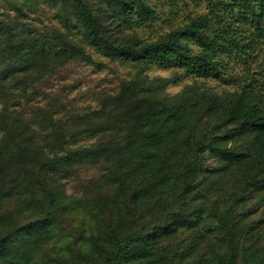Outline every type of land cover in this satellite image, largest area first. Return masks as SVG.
Listing matches in <instances>:
<instances>
[{
    "label": "rangeland",
    "instance_id": "1",
    "mask_svg": "<svg viewBox=\"0 0 264 264\" xmlns=\"http://www.w3.org/2000/svg\"><path fill=\"white\" fill-rule=\"evenodd\" d=\"M86 1L97 8L110 41L135 48L164 37L208 5V0H147L150 15L130 23L111 19L112 10L103 2ZM31 39L46 52L32 63L12 70L3 53L5 45ZM190 46L193 53L200 50L195 43ZM261 47L262 53L248 71L259 79L254 92L264 90V44ZM131 81L135 85L126 92L131 98L146 106L147 100L156 98L169 106L167 112L148 117L144 126L149 131L161 127L160 141L145 139L141 136L143 130H136L134 139L139 150L83 160L55 176L41 175L34 166L27 169L15 161L1 160L2 153L28 137L33 146L48 148L55 141L57 129L66 133L67 148L102 140L111 154L125 146L132 127L143 119L119 118L123 103L113 99ZM215 85L213 80L196 81L182 70L155 62L123 59L93 44L89 28L71 0H0V235L12 233L31 219L47 216V211H57L50 235L31 239L12 236L11 245L22 258L2 264H66L72 256L85 253L93 239L103 236L110 214L123 210L130 216L140 211L130 199L136 190L144 195L159 191L143 208L149 209L158 197L165 212L175 208L173 199L183 189L180 168L185 155L193 152L194 139L205 127L212 133L225 129L220 113L206 111L211 98L218 96L215 88L221 86ZM220 144L249 152L244 141L222 138ZM220 156L208 149L201 152L202 170L195 178L202 186L197 206L201 205L203 215L211 216L206 225L213 223V213L208 210L220 195L232 210L242 213L247 231L236 245L222 236L217 238L213 231L206 239L221 252L229 248L231 258L238 264L243 255L259 264L264 253V190L250 189L240 179L249 174L251 167L262 171L264 165L254 161L234 175L240 180L235 181L224 173L223 168L229 166H224ZM156 178L158 183H151ZM196 189L184 193L180 201L193 205ZM48 191L57 196L55 202L50 201ZM190 236L189 231L179 233L176 242L170 243L171 253L181 251Z\"/></svg>",
    "mask_w": 264,
    "mask_h": 264
},
{
    "label": "trees",
    "instance_id": "2",
    "mask_svg": "<svg viewBox=\"0 0 264 264\" xmlns=\"http://www.w3.org/2000/svg\"><path fill=\"white\" fill-rule=\"evenodd\" d=\"M71 1L89 28L90 41L102 46L110 54L146 64L155 62L167 68L182 70L196 81L213 80L216 85L221 86L215 85L218 96L211 98L212 102H209L206 111L220 113V117L224 118L225 129L221 133H212L211 129L205 127L194 139L193 152L185 155L184 164L180 168L179 177L183 189L173 199L177 203L175 208H169L165 212L159 197L151 203L149 209L148 206L143 208L149 204L150 199L159 195V191L147 192L145 195L140 190L134 191L130 199L135 202L136 210L141 208L140 211L132 212L130 216L123 213V210L110 214L103 236L93 239L85 253L72 256L66 264H238L231 258L229 248L221 252L214 248V243L206 239V236L213 231L217 238L222 236L228 243L238 244L240 236L247 231L242 213L232 210L219 195L214 200L213 208L208 210L213 213L214 221L206 225L211 216L203 215L201 205L197 206L202 186L195 178L196 173L202 170L201 152L208 149L221 154L224 166H229V169L223 168L227 176L235 181L244 180V184L250 189L264 190V168L261 171L260 168L251 167L249 174L240 180L234 176L239 175L254 161L259 160L264 165V90L253 91L259 79L248 72L262 53L264 0H208L207 7L196 17L168 31L164 37L147 41L137 48L110 41L105 36V23L97 8L89 5L86 0ZM99 1L112 10L111 19L131 23L136 18L141 21L150 15L147 0ZM190 43L198 45L200 50L193 53ZM38 46V42L33 39L17 41L6 44L3 53L5 51L11 69L15 70L28 62L32 63L41 53L46 52L43 46L40 50ZM134 85L133 81L129 82L113 100L115 103H123L124 109L119 118L134 116L136 119L142 116L143 120L135 128L132 127L125 146L118 147L111 154L108 144L102 140L88 146L67 148L66 133L57 129L55 141L48 148L33 146L28 137L16 148L8 150L6 154L2 153L1 160L15 161L23 167L27 166V169L34 166L41 175L55 176L83 160H96L101 156L112 158L139 150L140 146L134 139L137 137L136 130H143L141 136L145 139L160 141L161 127L149 131L144 126L148 117L167 112L169 106L156 98L147 100V106L140 100L131 98L126 92ZM233 85L238 86L233 88ZM233 94L240 96L235 98ZM222 138L244 141L249 152L221 145ZM23 175L26 177L25 170ZM27 181V178L24 179V183ZM151 183H158L157 178ZM196 187L193 205H189L187 201L183 204L180 201V198H184L183 194ZM48 196L50 201L57 200L53 191H48ZM46 215L22 223L10 234L0 235V264L22 258L20 251L11 245L14 238L12 236L31 239L50 235L57 211H47ZM201 221L203 225L200 224ZM184 231L191 233L187 244L181 251L171 253L170 243L176 242L177 235ZM240 262L239 264H255L244 255ZM259 262L264 264V253Z\"/></svg>",
    "mask_w": 264,
    "mask_h": 264
}]
</instances>
